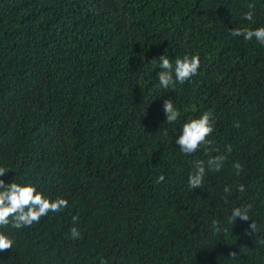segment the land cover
<instances>
[{
    "label": "trees",
    "instance_id": "16d2710c",
    "mask_svg": "<svg viewBox=\"0 0 264 264\" xmlns=\"http://www.w3.org/2000/svg\"><path fill=\"white\" fill-rule=\"evenodd\" d=\"M257 24L264 0H0L2 178L68 200L11 229L0 264H264V46L229 34ZM163 52L196 53L200 70L157 89ZM205 110L218 151L180 153L173 128ZM217 154L189 189L192 161ZM235 205L248 219L228 220Z\"/></svg>",
    "mask_w": 264,
    "mask_h": 264
},
{
    "label": "clouds",
    "instance_id": "9594fccd",
    "mask_svg": "<svg viewBox=\"0 0 264 264\" xmlns=\"http://www.w3.org/2000/svg\"><path fill=\"white\" fill-rule=\"evenodd\" d=\"M245 21L254 20V5L249 2L247 9L240 13ZM229 34L233 37H241L244 41H255V43L264 46V24H257L254 27H230ZM158 59H151L150 63H156L158 71L156 72L157 89L175 88L177 83L183 84L185 81L191 82V77L196 76L200 70L201 60L196 53L187 52L182 55H176L172 59L164 52L158 56ZM159 97V96H158ZM162 109L165 115V122L173 125L178 122L181 116V108L178 107L169 97L163 99ZM213 120L209 111H202L198 116L191 119H184L179 122L178 128L174 127V144L178 146L182 154H192L202 150L205 154L210 151H218L213 145L210 133L213 131ZM225 151H231L229 145H225ZM225 159L223 154L209 156L206 161L195 159L187 173V186L194 189L202 186L206 172L218 171L222 167ZM232 167L235 174L239 175L241 164L234 161ZM10 168L0 166V251L12 248L15 240L11 229H21L39 222L42 216L49 212H58L68 205V200L63 196L50 197L47 193L42 192L38 187L29 182H17L14 180L6 181L2 177ZM164 176L158 175L156 181L163 180ZM244 184L235 185L237 191H244ZM228 184L223 186V192L230 191ZM247 205H235L231 208L228 220H236L239 217L242 220L248 219ZM75 219V217H73ZM216 221L213 220V224ZM251 229L255 228L250 224ZM71 238H78L80 233L76 226L69 230ZM100 264H105L101 259Z\"/></svg>",
    "mask_w": 264,
    "mask_h": 264
}]
</instances>
